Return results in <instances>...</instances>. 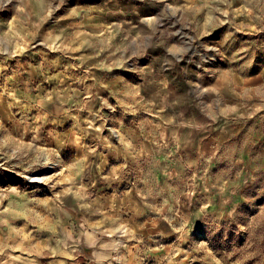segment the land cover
Wrapping results in <instances>:
<instances>
[{"label": "rangeland", "instance_id": "374dc122", "mask_svg": "<svg viewBox=\"0 0 264 264\" xmlns=\"http://www.w3.org/2000/svg\"><path fill=\"white\" fill-rule=\"evenodd\" d=\"M0 177V264H264V0H0Z\"/></svg>", "mask_w": 264, "mask_h": 264}, {"label": "crops", "instance_id": "0c3cea01", "mask_svg": "<svg viewBox=\"0 0 264 264\" xmlns=\"http://www.w3.org/2000/svg\"><path fill=\"white\" fill-rule=\"evenodd\" d=\"M126 132V131H125ZM123 134V133H122ZM141 134H142V136L144 135V133L143 132H141ZM132 140L131 139H128L127 137V135H124V137L127 139V140H131V141H135V146H137V148H141V143L140 142H142V141H140V135L138 134V133H135V134H132ZM146 144V143H145ZM140 145V146H139ZM118 147V146H117ZM113 148L114 150L113 151H111V152H118V148ZM119 149H120V151L121 152H124V150L125 149H123V147H122V145H121V147H119ZM138 153H140L141 155H143V151H141V149H139V151H138Z\"/></svg>", "mask_w": 264, "mask_h": 264}, {"label": "bare ground", "instance_id": "6f19581e", "mask_svg": "<svg viewBox=\"0 0 264 264\" xmlns=\"http://www.w3.org/2000/svg\"><path fill=\"white\" fill-rule=\"evenodd\" d=\"M40 178H41V177H34V179H39V180H41ZM12 179H13V178L5 180V179H3L2 177H0V180H1V181H13Z\"/></svg>", "mask_w": 264, "mask_h": 264}]
</instances>
